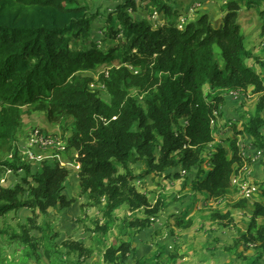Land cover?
I'll return each instance as SVG.
<instances>
[{
    "label": "trees",
    "instance_id": "1",
    "mask_svg": "<svg viewBox=\"0 0 264 264\" xmlns=\"http://www.w3.org/2000/svg\"><path fill=\"white\" fill-rule=\"evenodd\" d=\"M153 1L157 12H162L164 1ZM263 3L229 0L219 26L209 13H202L184 29L168 20L153 29L148 20L132 14L137 11L136 0H126L108 15L104 28V39L116 44L102 48L95 39L85 43L100 13L99 9L93 12L95 0H0V176L23 171L14 186L0 182V218L23 208L31 211L18 229L5 232L23 246L25 262L44 249L51 264H66L67 255L87 259L94 248L65 239L57 257L51 253L54 245L58 247L54 241L60 234L50 222L40 224L39 218L48 215L50 208L73 203L64 193L70 170L58 159L44 161L37 171L22 161L15 141L24 123V107L29 112H46L49 120L64 124L65 131L70 129L68 149L76 151L81 164L79 185L88 199L85 205L98 206L108 220L102 225L98 220L95 232L107 234L116 221L115 210L123 205L132 211L144 209L145 216L125 221L134 229L131 239L117 238L108 246L105 264H147L165 251L130 258L134 240L154 224L165 205L162 197L152 204L148 194L135 185L137 179L167 172L169 177L180 178L198 167L192 181L194 191L214 200L232 193V177L245 162L238 142L244 131L227 141L230 147L218 146L210 161L212 168L200 177L206 147L216 140L214 112H223L225 97L219 90L240 92L253 86L261 94L258 112L250 116L245 131L264 149L260 131L264 126V75L245 65L249 51L238 23L242 6L256 9L264 36ZM215 45L222 51V63L215 55ZM101 69L95 79L91 72ZM205 85L210 87L208 92ZM104 90L110 100L102 97ZM134 90H139L143 100ZM180 119L187 123L177 129L175 123ZM137 164L143 165L140 173L131 170ZM118 165L125 172H119ZM247 206V198L234 204L242 209ZM175 217L181 227L193 224V219L184 222L182 215ZM212 217L232 219L229 212L217 211ZM241 237L263 254L264 200L254 204L248 230ZM240 244L235 239L227 250L238 254Z\"/></svg>",
    "mask_w": 264,
    "mask_h": 264
},
{
    "label": "rangeland",
    "instance_id": "2",
    "mask_svg": "<svg viewBox=\"0 0 264 264\" xmlns=\"http://www.w3.org/2000/svg\"><path fill=\"white\" fill-rule=\"evenodd\" d=\"M95 1L96 7L93 12L99 9L100 13L94 19L91 39H88L85 43L88 44L92 39H95L99 46L108 48L116 44L111 39H104L106 34L104 28L108 15L116 9L118 4L124 3L126 0ZM163 1L166 6L162 12L158 13L153 0H136L137 11H132V14L136 18L148 20L153 29L163 26L168 21H175L177 26L181 28L185 26V21H195L201 13H209L212 22L221 25L225 5L229 0ZM262 7H264V3ZM219 15L221 17L217 18ZM238 23L242 26L244 47L249 51V55L244 56V63L254 68L257 73L264 75V36L261 35L262 21L259 11L242 6L239 11ZM74 45L72 42V46ZM214 51L216 57L222 63L220 47L215 45ZM102 70L91 72V74L95 79H98ZM204 90L208 92L210 87L205 85ZM219 91L225 97L222 106L223 112L222 114L217 112V117L212 124L216 140L206 147L204 154L206 161L202 165L204 172L200 178H203L212 168L210 161L218 146L226 145L230 147L227 141L234 137L236 132L244 131V133L238 135V142L245 162L238 173L233 175L237 183H233L232 193L224 199L214 200L205 192L194 191L192 181L194 175L197 176L198 167L180 178L176 175L169 177L167 172L159 175L151 174L146 178L137 179L135 185L140 191L148 194L152 204H155L159 197H162L165 205L159 218L153 221L154 224L142 231L134 240L135 248L130 258H133L132 256L135 254L141 257L144 255L150 257L151 254L159 250H165L161 251L157 259L150 258L147 264H157V261L159 264H264V251L261 255V249L255 245H250L241 237L248 230L254 204L256 201L264 200V149L260 148L256 144L255 138L245 131L250 116H255L258 112L257 104L261 94L256 93L253 86L234 94H230L231 91L228 90ZM106 93L107 91L104 90L101 93L102 97L110 100ZM133 94L139 95V90H134ZM139 98L143 100L141 94ZM24 110H26L24 123L17 133L15 146L19 147L27 142V135L33 126H39L48 132H53L55 136L63 139L70 135V129L65 131L64 124L58 125L49 120L46 112H29L27 111L28 107H24ZM261 115L264 117V110ZM186 123L180 119L175 123V127L182 129ZM69 128H71V125H69ZM260 131L264 134V126L261 127ZM72 154V152L68 154V157H70L69 162L60 159L67 164L66 166L70 170L65 182L64 193L69 200L74 199V201L66 208L61 205L50 208L48 215L40 216L39 223L50 222L56 233L60 234V237L54 241L58 243V247L57 244L54 245L51 252L54 258L57 257V249L62 250V241L75 239L84 242L87 247H93V255L83 259L77 254H70L65 257L68 262L66 264H105L103 256L108 246L116 243L117 238L127 241L131 239L130 234L134 232V229L128 227L125 221L127 222V220H132L135 217H143L145 212L144 209L132 211L129 207L123 205L115 210L116 221L107 234L95 232L98 220L101 221L100 225L108 220L98 206L87 207L85 205L88 199L81 193L79 185L80 169L79 165L74 162L76 161L75 157H71ZM64 157H66L65 154ZM56 158L49 156L47 161L53 163ZM34 167L37 170L41 166L37 164ZM131 168L135 173H140L144 169L142 164L132 165ZM118 169L119 172H125L121 165H118ZM11 173L13 174V172ZM14 174L17 175L14 183H11L10 179H6L4 184L14 186L17 181H20L23 171ZM244 185L246 187L249 185L252 191L243 193L241 189ZM241 198L248 199V206L245 209L234 207V204ZM217 211L222 214L229 212L232 219H213L212 216ZM179 214L183 216L184 222L193 219V224L189 227L179 226L175 217ZM28 215H32L31 211L23 208L18 212H12L8 216L0 218V231H2L0 233V264H51V260L45 254L44 249H40L34 258L30 259L29 262H25L23 246L14 243L5 233L13 228L18 229V224L21 221L24 222ZM260 221L262 222V219ZM36 235L39 236L37 233ZM235 239L241 241L238 254L227 250V247L234 244Z\"/></svg>",
    "mask_w": 264,
    "mask_h": 264
},
{
    "label": "clouds",
    "instance_id": "3",
    "mask_svg": "<svg viewBox=\"0 0 264 264\" xmlns=\"http://www.w3.org/2000/svg\"><path fill=\"white\" fill-rule=\"evenodd\" d=\"M202 14V13H201ZM200 14V15H201ZM225 15V13H224ZM199 17V16H198ZM197 17V18H198ZM221 17V15H219L217 18ZM213 21V20H212ZM190 22V21H185V25ZM215 26H219V25H216L214 24ZM185 26H182L180 29H184ZM217 117V116H216ZM216 119V118H215ZM35 129H39L41 133L45 134V135H51V136H54L59 142H61L60 145L56 144L54 147H50V148H47V149H42V148H39V147H34V146H31L30 145V138L32 136V134H34V131ZM68 149V142H67V138L66 139H63L62 137H57L53 134V132H48L44 129H42L41 127L39 126H33L32 128H30V132L29 134L27 135V142L24 143V144H21L19 146V152L22 156V161H26L28 163H30L32 165V168L37 171L34 167V165L36 166L37 164H40V166L42 165V163L44 161L47 160V157L49 156H53V157H57L56 159H58L61 163L62 166L64 167H67L65 163H63V161L60 159L62 158L63 160H65L66 162H69L70 161V157H68V154L70 153V150L67 151ZM30 151H33L34 154H35V157H31L29 152ZM50 153V154H49ZM72 155L71 157H75V160H76V157H77V153L75 150L72 151ZM64 154L66 155V157H64ZM38 156H41V157H38ZM13 157V154H10L9 155V158H12ZM59 157V158H58ZM77 165H79V169L81 168V164L77 161H74ZM72 164V163H70ZM68 168V167H67ZM80 171V170H79ZM12 174L11 171L6 173V174H3L0 176V182L1 184H4L6 183V179H8V176ZM14 174V173H13ZM15 176H17L16 174H14ZM233 178V177H232ZM16 184V183H15Z\"/></svg>",
    "mask_w": 264,
    "mask_h": 264
},
{
    "label": "built area",
    "instance_id": "4",
    "mask_svg": "<svg viewBox=\"0 0 264 264\" xmlns=\"http://www.w3.org/2000/svg\"><path fill=\"white\" fill-rule=\"evenodd\" d=\"M237 92L238 91H231L230 94L231 93L234 94ZM217 112L218 111H215V116L217 115ZM214 120L215 119L212 120V124L214 123ZM56 144L60 145L61 142H59L54 136L45 135V134L41 133L39 129H35L34 134H32V136L30 138V145L31 146L39 147L42 149L54 147ZM29 154L32 158L35 157V154L33 151H30ZM38 157H41V156H38ZM232 182L237 183V180L235 179V177L232 178ZM247 189H249V191H247ZM241 190L243 193H247V192L252 191V189L249 185L247 187L245 185L242 186Z\"/></svg>",
    "mask_w": 264,
    "mask_h": 264
},
{
    "label": "crops",
    "instance_id": "5",
    "mask_svg": "<svg viewBox=\"0 0 264 264\" xmlns=\"http://www.w3.org/2000/svg\"><path fill=\"white\" fill-rule=\"evenodd\" d=\"M195 176H196V174L194 175V178H195ZM8 179H10L11 183H14V181H15V175L14 174H10L8 176ZM139 257H141V256H139Z\"/></svg>",
    "mask_w": 264,
    "mask_h": 264
}]
</instances>
